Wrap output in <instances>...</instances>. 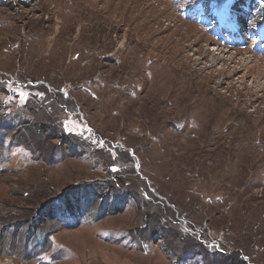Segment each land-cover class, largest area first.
I'll return each mask as SVG.
<instances>
[{"label":"rangeland","instance_id":"1","mask_svg":"<svg viewBox=\"0 0 264 264\" xmlns=\"http://www.w3.org/2000/svg\"><path fill=\"white\" fill-rule=\"evenodd\" d=\"M204 3L0 0V264H264L262 0Z\"/></svg>","mask_w":264,"mask_h":264},{"label":"trees","instance_id":"2","mask_svg":"<svg viewBox=\"0 0 264 264\" xmlns=\"http://www.w3.org/2000/svg\"><path fill=\"white\" fill-rule=\"evenodd\" d=\"M211 1H213V0H211ZM261 7H262V10H263V12H264V0H262V4H261ZM89 190H91V188H87V187H84V188H81V189H77L76 190V192H72V194H71V198L68 200V201H65V202H63L62 203V206L63 207H61V206H59V208L60 209H62V208H64V209H62V210H69V209H72V208H74V207H77L78 205V203H82L83 202V200H84V198H86L87 197V192L89 191ZM75 193H77L76 195H74ZM146 192L144 191L143 192V196L144 197H146V194H145ZM126 194L127 193H125L124 194V196L126 197ZM107 197H109L108 195H107ZM94 201H95V199H94ZM69 203V204H68ZM48 207L49 206H47V209H48ZM52 207H56V206H52ZM52 207H50V209H49V211H50V213L51 212H53L55 209L54 208H52ZM67 208V209H66Z\"/></svg>","mask_w":264,"mask_h":264},{"label":"bare ground","instance_id":"3","mask_svg":"<svg viewBox=\"0 0 264 264\" xmlns=\"http://www.w3.org/2000/svg\"><path fill=\"white\" fill-rule=\"evenodd\" d=\"M77 17V16H76ZM96 25V24H95ZM82 38V37H81ZM158 43V42H157ZM46 48V47H45ZM144 52V51H143ZM50 53V52H49ZM67 56V55H66ZM63 57V56H62ZM97 57V56H96ZM167 58V57H166ZM43 59H44V57H43ZM43 61V60H42ZM49 61V60H48ZM65 61V60H64ZM176 62H178V61H176ZM183 63V62H182ZM64 64V63H63ZM78 64V63H77ZM47 65V64H46ZM66 65V64H65ZM150 67V66H149ZM73 73V72H72ZM182 75V74H181ZM102 76V75H101ZM111 79V78H110ZM136 80V79H135ZM105 81V80H104ZM131 82V81H130ZM120 83V82H119ZM134 84V83H133ZM148 84V83H147ZM111 85H113V84H111ZM106 86V85H105ZM108 86V85H107ZM193 86V85H192ZM152 87V86H151ZM145 88H147V87H145ZM149 88V87H148ZM117 89V88H116ZM132 89V88H131ZM103 90V89H102ZM151 90V89H150ZM194 90V89H193ZM101 91V90H100ZM106 92H108V91H106ZM131 92V91H130ZM129 92V93H130ZM138 92V91H137ZM136 92V93H137ZM105 93V92H104ZM145 93V92H144ZM149 93V92H148ZM152 93V92H151ZM193 93V92H192ZM122 95V94H121ZM186 95H187V93H186ZM194 95V94H193ZM100 96V95H99ZM105 96V95H104ZM196 96H198V95H196ZM138 97V96H137ZM194 97V96H193ZM208 97V96H207ZM206 97V98H207ZM149 98V97H148ZM102 99V98H101ZM201 99H202V97H201ZM205 99V98H204ZM210 99V98H209ZM143 100V99H142ZM167 100V99H166ZM207 100H208V98H207ZM150 101V100H149ZM148 101V102H149ZM182 101V100H181ZM185 101H187V100H185ZM201 101V100H200ZM206 101V100H205ZM213 101V100H212ZM113 102V101H112ZM170 102V101H169ZM99 103V102H98ZM104 103V102H103ZM111 103V102H110ZM146 103V102H145ZM150 103V102H149ZM160 103H162V102H160ZM111 104H113V103H111ZM193 104V103H192ZM204 103H202V106H204L203 105ZM93 105V104H92ZM140 105V104H139ZM186 105H188V104H186ZM185 105V106H186ZM165 106V105H164ZM197 106V105H196ZM99 107V106H98ZM109 108V107H108ZM100 109V108H99ZM146 109H148V108H146ZM153 109V108H152ZM188 109V108H187ZM122 110V109H121ZM125 110V109H124ZM132 110V109H131ZM183 110V109H182ZM201 110V109H200ZM204 110V109H203ZM263 110V109H262ZM154 111V110H153ZM166 111H168V110H166ZM181 111V110H180ZM190 111H192V110H190ZM108 112V111H107ZM106 112V113H107ZM165 112V111H164ZM170 112H172V111H170ZM169 112V113H170ZM189 112V111H188ZM162 113V112H161ZM166 113V112H165ZM197 113V112H196ZM227 113V112H226ZM237 113V112H236ZM125 114V113H124ZM127 114V113H126ZM171 114V113H170ZM181 114V113H180ZM200 114V113H199ZM198 114V115H199ZM209 114H210V112H209ZM107 115V114H106ZM158 115H160V114H158ZM164 115V114H163ZM128 116V115H127ZM195 116H196V114H195ZM204 116V115H203ZM205 116H207V115H205ZM234 116V115H233ZM112 117V116H111ZM114 117V116H113ZM112 117V118H113ZM139 117V116H138ZM145 117V116H144ZM143 117V118H144ZM161 117V116H160ZM165 117H166V115H165ZM169 117V116H168ZM172 117V116H171ZM199 117H200V115H199ZM116 118H118V116H116ZM167 118V117H166ZM173 118V117H172ZM197 118V117H196ZM207 118V117H206ZM168 119V118H167ZM166 119V120H167ZM182 119V118H181ZM200 119V118H199ZM125 120V119H124ZM131 120V119H130ZM142 121V120H141ZM185 121V120H184ZM195 121V120H194ZM199 121V120H198ZM135 122V121H134ZM137 122V121H136ZM171 122V121H170ZM182 123H183V121H181ZM205 122V121H204ZM130 123V122H129ZM133 124V123H132ZM140 124V123H139ZM176 124V123H175ZM195 124H198V123H195ZM201 124V123H200ZM256 124V123H255ZM117 125H118V123H117ZM116 125V126H117ZM130 125H131V123H130ZM178 125V124H177ZM207 125V124H206ZM163 126V125H162ZM193 126V125H192ZM197 126H199V125H197ZM250 126V125H249ZM129 127V126H128ZM201 127V126H200ZM125 128V127H124ZM191 128V127H190ZM205 128V127H204ZM244 128V127H243ZM126 129V128H125ZM161 129V128H160ZM198 128H196L195 130H197ZM211 129V128H210ZM255 131V130H254ZM142 132V131H141ZM212 132V131H211ZM248 132V131H247ZM208 133V132H207ZM216 133V132H215ZM253 133V132H252ZM215 135V134H214ZM244 135V134H243ZM249 135V134H248ZM205 136V135H204ZM203 137V136H202ZM253 137V136H252ZM137 138V137H136ZM206 139V138H205ZM227 139V138H226ZM235 139V138H234ZM243 139V138H242ZM142 140V139H141ZM252 140V139H251ZM254 140V139H253ZM176 141V140H175ZM230 141V140H229ZM232 141V140H231ZM246 141V140H245ZM177 142V141H176ZM233 142V141H232ZM238 142V141H237ZM247 142V141H246ZM192 143V142H191ZM215 143H217V142H215ZM241 143V142H240ZM252 143V142H251ZM176 144V143H175ZM183 144V143H182ZM232 144V143H231ZM238 144V143H237ZM235 145V144H234ZM244 145H245V143H244ZM176 146V145H175ZM216 146V145H215ZM233 146V145H232ZM258 146V145H257ZM169 147V146H168ZM189 147V146H188ZM206 147V146H205ZM193 148V147H192ZM214 148H216V147H214ZM237 148V147H236ZM244 148V147H243ZM247 148V147H246ZM240 149V148H239ZM238 149V150H239ZM163 150V149H162ZM212 150H214V149H212ZM233 151V150H232ZM236 153V152H235ZM164 154V153H163ZM167 155V154H166ZM175 156V155H174ZM177 156V155H176ZM163 157V156H162ZM180 157V156H179ZM171 158V157H170ZM185 158V157H184ZM184 160V159H183ZM168 163V162H167ZM232 164V163H231ZM177 166V165H176ZM184 166V165H183ZM169 167V166H168ZM205 167V166H204ZM185 169V168H184ZM174 170V169H173ZM180 170H181V168H180ZM175 171V170H174ZM203 171V170H202ZM223 175V174H222ZM187 176V175H186ZM185 176V177H186ZM190 177H191V175H190ZM194 177V176H193ZM243 185V184H242ZM244 185H246V184H244ZM241 190V189H240ZM215 191V190H214ZM264 194V193H263ZM245 195V194H244ZM211 196V195H210ZM243 197V196H242ZM200 200V199H199ZM214 201V200H213ZM215 202V201H214ZM214 204V203H213ZM216 207V206H215ZM218 210V209H217ZM214 211V210H213ZM229 211H231V210H229ZM226 214V213H225ZM243 217V216H242ZM253 218V217H252ZM256 220H257V218H256ZM247 223V222H246ZM239 226H241V225H239ZM248 229V228H247ZM252 229V228H251ZM249 230V229H248ZM263 231V230H262ZM250 233V232H249ZM261 236V235H260ZM258 238H260V237H258ZM260 240V239H259ZM261 241V240H260Z\"/></svg>","mask_w":264,"mask_h":264}]
</instances>
